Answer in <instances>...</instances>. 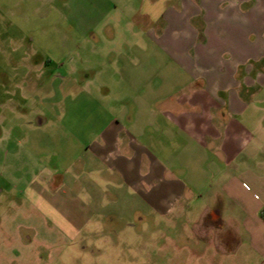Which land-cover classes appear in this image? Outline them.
<instances>
[{
	"label": "rangeland",
	"instance_id": "374dc122",
	"mask_svg": "<svg viewBox=\"0 0 264 264\" xmlns=\"http://www.w3.org/2000/svg\"><path fill=\"white\" fill-rule=\"evenodd\" d=\"M142 1L0 0V160L19 165L28 160L31 167L44 156L70 175L97 174L98 167L77 164L86 160L80 142H91V114L104 119L101 110L117 111L125 93L139 88L122 77L148 78L158 60L142 34L147 30L141 26ZM127 43L131 53L123 51ZM112 48L120 52L111 54ZM145 48L149 62L139 71L137 55ZM91 69L101 72L85 86L78 84ZM163 74L169 77L170 69ZM82 92L94 102L81 101ZM257 107L240 118L253 138L237 158L238 169L229 166L221 177V185L235 178L240 205L231 207L223 197L222 213L200 195L209 193V184L217 190L218 168H227L216 149L187 144L182 133L173 134V143L153 133L162 141L157 147L148 141L147 151L167 179L197 185L196 198L184 196L178 208L161 214L139 195L144 183L132 187L117 177L106 184L93 181L101 202L97 220L76 241L51 249V256H59L52 264H264V225L259 221L250 228L248 210L261 205L264 210V130L257 131L264 128V100Z\"/></svg>",
	"mask_w": 264,
	"mask_h": 264
},
{
	"label": "crops",
	"instance_id": "0c3cea01",
	"mask_svg": "<svg viewBox=\"0 0 264 264\" xmlns=\"http://www.w3.org/2000/svg\"><path fill=\"white\" fill-rule=\"evenodd\" d=\"M140 12L141 26L147 28L142 34L155 47L158 60L148 78L122 77L126 85L139 88L133 95L125 93L117 111L101 110L104 119L91 114V142H80L86 160L77 164L98 167L97 174L70 175L52 167L51 158L44 156L32 160L31 167L28 160L21 165L6 157L0 160V264L58 260L50 255L51 249L76 241L97 220L101 202L93 181L106 184L117 177L132 187L144 183L149 192L139 188V195L161 214L178 208L184 196L196 198L197 185L167 179L162 164L147 151L148 141L155 147L162 141L153 133L165 135L167 143L175 142L173 134L182 133L187 144L216 149L227 167L218 168L220 185L232 165L238 169L237 158L253 138L240 118L252 113V107L258 110L264 100V0H143ZM110 36L114 38V31ZM127 44L123 51L131 53ZM147 51L138 52L139 71L149 62ZM165 69H170L169 77ZM100 72L91 69L77 83L85 86ZM80 97L94 102L88 92ZM223 181L217 190L209 184V193H200L222 213L223 197L231 207L241 202L235 178ZM248 210L250 228L259 221L264 225L263 205Z\"/></svg>",
	"mask_w": 264,
	"mask_h": 264
},
{
	"label": "trees",
	"instance_id": "16d2710c",
	"mask_svg": "<svg viewBox=\"0 0 264 264\" xmlns=\"http://www.w3.org/2000/svg\"><path fill=\"white\" fill-rule=\"evenodd\" d=\"M261 217L264 219V210L261 212Z\"/></svg>",
	"mask_w": 264,
	"mask_h": 264
}]
</instances>
